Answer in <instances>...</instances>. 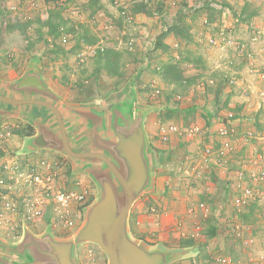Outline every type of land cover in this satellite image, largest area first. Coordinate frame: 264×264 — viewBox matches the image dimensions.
Masks as SVG:
<instances>
[{"label": "rangeland", "instance_id": "1", "mask_svg": "<svg viewBox=\"0 0 264 264\" xmlns=\"http://www.w3.org/2000/svg\"><path fill=\"white\" fill-rule=\"evenodd\" d=\"M2 1H4L5 3L8 1L6 3L7 6L11 5L9 0ZM140 1H147V10L149 11L150 8L149 14L144 13V15H141V17L147 22L141 21V19H137V17L136 19L134 17L133 21H125L120 17L122 6H126L130 9L131 7H137L138 4L141 5ZM27 2L30 8L35 9V7H39L35 0H27ZM63 2L64 3L60 2L59 0H44V4L40 5L39 7L40 13L43 12V14L46 16L44 19H42L43 21L41 23L37 22V20L34 22L30 21L29 23H25L26 26H24L23 30L13 27V31L6 35L4 45L2 47H4L5 49V47L8 48V46H11L13 47V52H15V47L13 45H27L30 49H28L27 52L23 53L24 60L26 59V61H36L38 65L41 66L42 71L54 80L58 81V77H61V81L63 82L64 80V83L67 84V86L64 85V92L66 94L62 92V94H64L67 98L70 97L68 96L69 94L67 95V92L74 89L79 90L76 87V84L79 81H84L85 79L86 80L84 83L86 85L90 83L93 88L100 90L101 95H105V91H107L106 89L108 88V85L114 86L113 81L110 82V80H112L111 78H104V80H99L100 82L103 81L99 83L97 80L92 78V76H88L91 69L95 65L93 63V57L95 58L97 52L92 56H85L83 61H80V59L78 58V54L80 53V51L83 50L88 44H91V42L93 41L95 42L93 44H96L99 40H104V46H107L108 42H114L111 41V38L116 37L115 42H118L117 37H119L121 33H125L127 37L131 36L135 39L133 50H135L136 53L139 52V55L136 54L135 51H133V56L126 54L124 55V58L126 57L137 59V62H139L138 60L140 59V51H143L144 49L148 50L150 57L147 58L151 63L152 56H154L153 51L156 50L152 49L153 42L150 43L152 40L151 38L155 36L152 35V32H154V30L156 29L155 26H157L159 22H163L161 24L162 27L164 26V22H169L168 19L158 18L155 21V19L153 18L154 13L159 12L156 0H100L99 7L98 5L89 6V0H64ZM13 4L14 6L12 5V7L16 9L12 10H17L19 8V4ZM172 4L173 6H176L177 3L173 1ZM1 8L2 4L0 3V11L2 12ZM53 9L58 10L62 15L63 27L61 28V35L66 32L72 34L71 39L67 43H61V35L57 38H53L51 35H49L48 29L44 26V22L47 20L48 14H50V11ZM3 12L7 13L8 11H6V8H3ZM130 16L132 17L135 15L130 14ZM185 16L186 14H183L182 17L176 20V22L180 21V19L185 22ZM30 19L31 18H28V20ZM39 20L41 19L39 18ZM205 21L206 19H199L197 22V27H208L209 29L206 30L209 31V35L211 36L207 35V37L205 38L204 31L201 34L199 32L197 33L196 31V35H194V37L198 39V41L192 42V39L190 38L185 45L186 47H184L186 50L185 52L180 47L178 52L180 59L182 60L185 58L184 61H192V66L194 67L195 65L202 71H205L206 69L207 71H209L210 68L214 69L215 67H217V69L222 68L223 73L225 72L226 75V77H222L228 79L229 85L234 84L236 89L239 88L237 90L235 88H230L231 91L228 92L229 99L237 96L235 99H232V101L238 102L237 100L240 97V90L243 94L245 92H247L248 95L253 94V98L255 97L256 100H258L259 104V108L254 109L256 115L247 117L248 126L245 129L241 130H238L237 128V130L234 129V133H236L237 136H235L237 138L236 141L241 142L238 143L239 147H237L235 151H240H234L233 153H231V156L226 152L222 156V158L226 160L227 157L230 156L228 161L222 167V170H225V172H223L225 178L227 175H231L233 180H229L233 183V185H235L238 180L236 175L238 171H242L246 175V172H244L245 169L249 168V170H257L264 167V96H260L261 93L264 94V75L262 76V74L264 73H262V67L264 66V41L257 33L246 38L247 34L246 36L241 35L242 37H237V35L234 33L218 32L216 27L210 28L209 22L207 23ZM240 27L242 28L244 26L240 25ZM102 31L105 32L102 33ZM80 36H84L85 38L81 39L79 46L76 47L78 38ZM208 38H214L215 43L210 44L209 42H207ZM115 42L110 44L116 46L117 44H115ZM123 42H125V40H123ZM240 43L243 44V46L237 49V44ZM229 47L232 48V50ZM124 48L125 47L121 45V50H125ZM58 49L65 50V52L59 51ZM13 52L7 51L3 52V54L0 52V60L5 59V63L7 65L8 63H10L11 66H16V63L18 64L19 60L17 62V58L13 57V54H15ZM166 54L167 58L168 56H171V53L163 51L161 53V56L164 55V57H166ZM241 57L246 60L244 65V67L246 68L245 71L243 70L244 74H242L241 78L243 80V83H240L241 87H238L239 83L236 80L237 77H233L235 73H232L234 71H231L229 68L232 66L230 64L231 61L234 62L236 60L235 62L239 64L240 61H242L240 60ZM141 61L143 63V60ZM137 62L136 66H138ZM153 64H155V62H152L151 66H154ZM189 69L190 68L187 66H183L182 68V71L185 72V82L183 83L166 82L167 80L165 81L160 78L161 76H159L154 67H152L143 72V75L140 78L141 81L139 83L135 82L134 84H132L133 93L136 97L137 102L136 105L138 104L143 106V108H146L144 109V112H148L147 117L150 118L151 121V124L148 126V140H150L149 145L153 149L155 148L160 150V147L163 145H160L161 143L158 141V137L156 138L157 126L161 122H173L182 127H187V125L197 124L198 122H195L196 119L197 121L199 119H204L206 121L205 115H203L201 112L197 113V110L199 108H193V111L191 113H188V116H184L183 107L188 106L189 108L191 105L196 106L194 103L198 102L200 105L202 104L210 108L211 106L209 104L213 100H211L210 97L211 95H214L211 86L215 83V81L213 78H211V76L207 77V75L203 73H200L199 76L193 75L192 73H189ZM242 69H244L243 66ZM125 70L126 71L124 77L126 78L127 75L132 72V68L128 67V70L126 68ZM194 76L196 77V79ZM205 77L207 78L205 79ZM69 78L75 81L78 80V82H74L71 84V86H69ZM149 80L156 81H152L155 82V84H151L156 85V87L160 90L157 96L151 95L152 92L148 85L150 83ZM209 80H212L213 83H210ZM120 82L121 81H119L118 83ZM236 82L238 83V86ZM103 84H105L104 86L107 88H105ZM126 85V81H122L120 84H116V87L114 88L115 94L117 95L119 94V92H122L123 94ZM178 97H180V101H177ZM225 109L226 110L224 116L223 114L217 115L220 118L223 117V119L220 120L218 118V121L220 122H216V125H219L221 123L226 127L231 128L236 118L227 117L226 119L228 113L233 114L234 112L229 111L230 109ZM12 124L13 120L11 119L0 120V168L5 163L8 164L15 161L20 162V160L23 162L26 159V154H22V139H20L19 136L13 133V129L17 127H14L15 125ZM218 125L215 130H213V128L209 129V133L203 135L201 134V137L197 136L195 137L194 141H190L189 143H187L188 146L192 144L196 145V148L192 149L191 151H187L184 148L183 143L178 145H175V143L173 144V147L176 148V151L172 152L174 155V162L172 165L169 164L168 167H166V170H168L167 174L170 173V178L165 177L164 187H168L166 184V182L168 181V185L173 188V191H184L185 204H187L188 207L187 211L189 210V208H193L192 212H190L191 214L188 213L190 219L187 218L186 221H183L182 225H180L181 227H178V229H176V235H174L175 237L173 238L174 243H176L174 246L180 247L178 242L181 239L193 240L194 245L183 247L185 251L180 250V255L177 256L179 258H177L171 264H221L218 259L222 257H228L229 259H231L232 264H264V262L259 258L261 252L250 255L251 253H254L253 249L257 250V246L259 243L257 242V240L260 239V237L262 238L261 240H263L261 242V251H264V182L251 184L249 180H246V183L248 185L256 189V191L258 192V197L255 201L249 202L248 205H245L242 208L237 209L233 205V199L236 196L231 197L233 195V192L229 189V187L224 188V185L222 186L221 183L220 187L223 188L220 189L222 190V192L224 193V191L226 190V197H221L219 199L222 204V209H220L218 206L216 207L217 201H215V199H212V203L210 204H208L206 200H203L206 201L203 203L209 208V211L206 215H203L202 211H200L198 207V202L201 200L200 194H202V192H204L207 187H212V185L209 183L218 181L221 182L220 179L214 180L212 178V175L208 174L209 172L207 171L206 167L209 164V161L212 158H216L217 156V152L214 149H212L213 153L209 157L208 161H206L205 163L202 162V164L200 165V160L205 145H213L214 143L218 142V139L220 138L218 129L222 125ZM204 130L202 131L204 132ZM6 132H9V134L6 135ZM247 132L252 133V135L248 138L244 137L246 136ZM208 135H212V138ZM182 137L187 138L186 136ZM182 137L177 138L180 139ZM227 139H229L230 142L234 145L235 141L232 140L231 136ZM196 141L198 143H196ZM251 146H253V149H249V147ZM195 151H197L198 153H196ZM105 153L113 162L116 163V166L120 169V171L124 172L122 166H120V164L114 159L113 155H111L112 152L107 151ZM158 153L163 156L165 155V152L162 151H159ZM249 153L252 154L250 158H248ZM191 154H193L191 158L196 160L195 163H192V166H197L196 170H193L194 167L190 168L184 165V168H182L181 165H179L180 160L184 161L188 157L187 155ZM37 155L38 154H36L35 156ZM44 158L52 160V155L46 154V157ZM31 159L33 162L37 160V158L33 157L29 158V160ZM160 161H162V164H165L168 160H162L160 158ZM241 167L245 168L241 169ZM229 172L232 173L229 174ZM221 180L227 179H224L223 177V179ZM90 188H92V192L89 203H94L99 199V186L96 184V182H94V180H91ZM233 188L231 189L233 190ZM237 191L239 195L240 190ZM230 203L232 204V206L230 205ZM83 207H77V210H74V219L76 225H74V227H72L71 229H67L65 232L51 226V224L49 223L48 220L51 218V216H53L51 206L46 209L44 219L41 222H38L36 225L27 223L26 230L36 237L42 236L47 232L51 233L54 236L71 234L73 235L71 238L63 241L74 240L73 237L76 230H78V227L82 223H84L85 209ZM148 209L149 210H147V212H150L151 214L153 212L154 215L156 214V210L151 211L150 208ZM4 213L7 215V217H10V220H3L2 222H0V242L6 246L18 245L22 240L25 232V227L22 226L23 216L21 214L11 215L6 211ZM236 217L239 221L238 223L234 222ZM212 224H214V226L216 227V233L213 237H209L207 236V228L208 225L210 226ZM132 228L134 230L136 229V231L140 232V234L142 233L143 235H135L137 233H135V231L133 232ZM155 230L156 231L150 229L149 231L148 227L143 229V227H138V225L135 224H131V229H129L127 226L128 235L132 240L138 242L137 239L141 240V238L139 237L144 238V240H141L142 243H138L145 248H148L150 245H154L160 242L159 240H161V238L164 239L163 236L160 235L161 232H158L157 229ZM179 232H183L184 234L181 235ZM14 235H18V237L20 238L16 239L13 237ZM195 249H197L196 252L194 251ZM24 254L31 260L35 259V254L31 247L26 248ZM73 260L75 261V264L108 263V258L105 253L100 250L97 244L91 242L75 243L73 248Z\"/></svg>", "mask_w": 264, "mask_h": 264}, {"label": "crops", "instance_id": "2", "mask_svg": "<svg viewBox=\"0 0 264 264\" xmlns=\"http://www.w3.org/2000/svg\"><path fill=\"white\" fill-rule=\"evenodd\" d=\"M9 1L11 3V5L9 6H7L6 4L8 1L6 3L2 0L0 1V3L2 4V8H1L2 12L0 11V19H1L0 20L1 23L0 52L2 54L3 52H7V51L13 52V47L11 46H8V48L5 47V49L4 47H2L4 45L6 35H8L10 32L13 31V27H16L17 29L20 28L23 30L24 26H26L25 23H29L30 21L34 22L36 20L37 22L41 23L43 21L42 19L46 17L43 14V12L40 13V9H39L40 5L44 4V0H35L39 5V7H35V9L29 7L27 0H9ZM59 1L64 3L63 2L64 0H59ZM149 1H153V0H149ZM156 1H157V7L160 10L159 11L160 14L156 13L157 15H154L153 18L155 19V21L158 18L168 19L169 22H164L163 27L161 26L163 22H159V24L155 26L156 29L154 30V32H152V35L155 36L151 38L153 39V41H151L153 42L152 49H154L155 42L157 39L156 37L159 34H161V32H165L162 31L164 27L168 28V26L174 24L178 18L182 17L183 14H186L185 16L186 31L187 34L189 35V39L190 38L192 39V42L198 41V39L194 37V35H196V31L197 33L199 32L200 34L203 33L204 31L205 38L207 37V35H209V31H207L209 29L208 27H203V26L201 28L197 27V22L199 19L201 20L206 19L205 22L207 23L209 21L210 28L216 27L218 32L234 33L237 35V37L238 36L242 37L241 35L246 36L247 34L246 38L250 37L251 35L253 36L255 33H257L264 41V0H156ZM173 1L177 3L176 6H173L172 4ZM13 3L19 4L18 6L19 8L17 10H12V9H16V8H12V5L14 6ZM3 8H6V11L8 12L4 13ZM134 15L135 16H132L131 21L134 20V17L135 19L137 17V19H141V21H146L141 17V15H144L143 12H137ZM28 18L31 19L28 20ZM39 18L41 20H39ZM240 25H243L244 27L241 28ZM104 32L105 31H102V33ZM124 36H126V34ZM209 39L210 38H208L207 40ZM188 40L184 41L181 38L175 37L173 33H169L164 37L161 47L158 46L157 49L153 51L154 56H152L151 63L149 62L148 65L146 66H144V64L141 61L144 60L142 56V51H140V59L138 57L139 62H137V59L125 57L124 58L125 66L123 67V69L125 70L126 68L128 70V67L132 68V72L129 73V75H127L126 77L127 79L125 78V80H118L117 77H112L111 75H108L103 68L101 69V72L99 74H96L95 73L96 65H94L88 76L89 75L92 76V78L97 80L99 83L103 82V81L100 82L99 80H104V78L105 79L111 78L112 80H110V82L113 81L114 86L108 85L107 88L104 86L105 84H103V86L107 88L106 89L107 91H105V95L104 94L101 95L100 90H97L96 88L92 87L90 94H87L89 97L88 96L86 97L84 93L80 92V90L74 89L67 92V95L69 94L68 96H70L69 98H67L64 94H62V92H64V85L67 86V84L64 83V80L63 82L61 81V77H58V81L54 80L42 71L41 66H39L36 61L33 60L26 61V59L24 60L23 53L27 52L28 49H30L27 45L24 44L13 45L15 47L14 49L15 52H13L15 54H13V57L17 58L16 60L17 62L19 60V62L18 64L16 63V66L13 67V65L11 66L10 63H8L7 65L5 63V59L0 60V94L12 99H40L54 104L61 112L68 141L71 149L74 152L98 151L106 154L105 152L108 151L107 149L112 144L117 142V131L119 130V125H123L127 121H129L135 109H141V110L146 109L143 108V106L141 105L138 104L136 105L137 102H136V97L133 93L132 84H134L135 82L139 83L141 81L140 78L142 77L143 72L148 70V68L154 67V69L157 71V74L161 76L160 78H162L165 81L167 80L166 82L168 83H174V82H170L168 77L165 75L164 72H162V70L168 67L170 64L175 65L177 69L179 68L182 79L178 82L181 83L185 82L184 80L185 72L182 71L183 66L189 67L190 68L189 73H192L193 75L196 76H199L200 73H203L207 75V77L212 76L213 79H217V80L219 79V77L222 76L226 77L225 72L223 73L222 71V68L217 69V67H215L214 69L210 68L209 71H207V69L205 71H202L198 69L195 65L193 67L192 61H188V60L184 61L185 58L181 60L178 54L179 49L181 47V49H183V51L185 52L186 50L184 47H186L185 45ZM111 41L115 42L116 37L111 38ZM114 42H108L107 48L116 49L117 51L121 50V44H118V42H115V44H117L116 46L110 44ZM93 43L95 42L93 41L91 44ZM230 49L232 50V48ZM160 50H162L163 52L171 53V56H168V58H167V54L166 57H164V55L161 56L162 51ZM143 53H145L148 58L150 57L148 50L144 51L143 49ZM240 60L242 61H240L239 64L235 62L236 60L234 62L231 61L230 64L232 66L229 68L231 71H234L232 73H235L233 77L235 78L237 77L236 80L239 83V86L237 82L236 84L238 87H241L240 83H243V80L241 78L246 68L244 67L246 60L243 59L242 57L240 58ZM136 62L138 63V66H136ZM152 62H155V64L158 65L153 64L154 66H151ZM93 63H94V57H93ZM242 66L244 69H242ZM124 76L125 73H123V77ZM207 77H205V79ZM69 81H70L69 86H71V84L74 82L76 83L78 82V80L76 81L71 80V78H69ZM119 81L121 82L126 81L127 85L123 94L122 92H119V94L116 95L114 88L116 87V84L121 83V82L118 83ZM149 81H150V83L148 84L149 86L151 83L155 84L156 82L155 80H152L155 82H152L151 80ZM42 85L43 87L46 88V90L45 88L42 87ZM233 88L236 89L235 86ZM229 91H231L230 87L225 88L221 93V96L217 98H215V93H213L214 95H211L210 97L211 100L213 99L209 104L211 106L210 108L202 104L200 105L198 102L194 103L196 106L191 105L189 108L188 106H184V107L182 106L184 116H188V113H191L193 111V108L194 109L199 108L197 110V113L201 112L203 115H205L206 121L209 122H206L204 119H199L198 121L197 119L195 120V122L196 123L198 122L199 125L200 124L203 125V126L200 125L202 127V130H204L205 128L204 132L202 131L201 133L202 135L209 133L210 131L209 129L212 128L213 130L216 129L218 125V124L216 125V122H220L218 121V118L220 120L223 119V117L220 118L217 115L223 114L224 116L226 110L225 108L230 109L229 111L234 112L231 117L236 118V120L231 128L234 129L237 128L238 130L245 129L248 126L247 117L256 115L254 109L259 108V104H258V100H256L255 97H254L255 99L253 98V94L248 95L247 92L243 94L239 90L240 97L237 100L238 102H234L232 101V99H235L237 96H234L231 99H229V93H228ZM227 97L229 100L225 101ZM122 102H124L123 104L125 106H120ZM147 114L148 112L145 111L142 125H143V131L147 144L146 153L149 158L150 180L148 185L145 187V189L134 200L128 214L127 226L129 229H131V224H135L138 225V227L140 226L143 227V229L148 227L149 231L150 229L153 231H156L155 229H157L158 232H161L160 235H162L164 239L161 238V240H159L160 242L154 245H150L148 249L150 248L153 249L157 248L161 250L165 249L164 251L169 252L171 254V260L168 263L171 264L177 258H179L177 256L180 255L179 254L180 250H184L183 247L174 246L176 244L174 243L173 240V238L175 237L174 235H176L175 231L176 229H178V227H181L180 225H182L183 221H186L187 218L190 219L189 214H191L190 212H192L193 208L191 209L189 208V210L187 211L188 207L187 204H185L184 191H173L172 190L173 188L168 185L169 183L168 181L166 182L168 187L167 188L164 187L165 177L170 178V173L168 172L169 174H167L168 170H166L167 169L166 167H168L169 164L172 165L174 162V155L172 153L176 151V148L173 147L174 143L175 145L183 143L184 148L187 151H191L192 149L196 148V145L192 144L188 146L187 143H189L190 141H194L195 137L197 136L201 137L202 135L199 134L193 138L182 137L180 139L173 137L169 143L163 145L161 143L160 145H162L163 147L161 146L160 150L155 148L153 149L149 145L150 140H148V126L151 124L150 123L151 121L150 118L147 117ZM1 119L13 120V124L15 125L14 127L29 125L33 129V133L30 136L20 137V139H22L21 142V146H22L21 149L23 150L22 154H26L33 158L46 157V154L52 155V160L62 161L64 165L62 173L67 180L71 181L75 177L84 176L83 178L85 179V182L90 187L91 180H94V182H96L94 177L92 176V172L98 171L101 172L100 174L103 173L102 172L103 166L96 159L70 158L66 156L62 151H60L58 147H56L59 138V133H58L57 125L54 121V117L48 109L30 103L9 104L0 101V120ZM220 125L222 124L220 123L218 126ZM208 136L212 138V135H208ZM235 136L236 133L233 136H231L232 140L235 142L234 145L232 144L233 148L229 152H227L228 155L230 154V156L231 153H233L235 149L239 147L238 143H241L236 141L237 136L236 137ZM38 137L39 139L36 140V138ZM222 140L223 139L220 137L218 139V142L214 143L213 145H210L212 149L217 150ZM37 141L38 143H36ZM196 143L198 142L196 141ZM166 149L168 150V152H170L168 153V155H170L171 157L168 163L166 161L165 164L164 163L162 164V161H160L162 155L159 154L158 152L165 151ZM249 149H253V146L249 147ZM238 151L240 150H236L235 152ZM195 152L198 153L197 151ZM36 154H38L39 156L38 155L35 156ZM251 155L252 154L249 153L248 158H250ZM187 156L188 157L184 161L179 159L180 160L179 165H181L182 168H184V165H186V167L196 168V166H192V163L196 162L195 159L191 158L193 154ZM229 157H227L226 160L223 158H219V156H216V158H212L209 161V164L206 166L207 171L209 172L208 174H211L214 180L220 179L221 182L218 181V182L209 183L212 185V187L210 188L207 187L204 190V192L201 191L202 194H200V198H201L200 201L202 202L207 201L208 204H210L212 203V199H215V201H217L216 207L218 206L220 209H222V204L219 199L221 197H226L225 195L226 190L223 193L220 188L229 187V189L233 192V195L231 197L238 196V191H237L238 189L229 180V179L233 180L231 175L229 176L227 175L226 178L223 175V172H225V170H222V167L228 161ZM243 168L245 167H241V169ZM67 170L69 171L68 173L66 172ZM244 172H246V175L244 177L245 179L243 180V184L247 185L246 180L248 181L247 175L250 172L249 168L245 169ZM231 173L232 172H229V174ZM223 177L224 179L227 180H221L223 179ZM220 183L222 186L223 185L224 186L220 187ZM231 188H233V190ZM90 191L92 192V188H90ZM200 201L198 203H200ZM94 203L90 202L87 205H85V207L77 206L78 208L83 207L85 209L84 210L85 218H84V223H82L78 227V230H76L73 238H75L77 231H79L84 226L86 222L87 211ZM230 205L232 206L231 203ZM77 207L73 208V214H72L73 217H75L74 210L75 209L77 210ZM148 208H150L151 211L156 210V214L154 215L153 212L152 214L150 212H147V210H149ZM234 222L235 223L239 222L237 217L234 220ZM74 225H76V223ZM134 231L135 233H137L135 235L142 234L136 231V229L135 230L133 229V232ZM180 234L182 235L184 233L181 232ZM51 236L56 241L68 242L63 240L71 238L73 235L70 234V235L54 236L51 234ZM139 238H141V240H144L143 237H139ZM261 239L262 238L260 237V239L257 240V242H259L257 246V250L253 249L254 253H251L250 255H254L257 252L258 253L262 252L261 242L263 240ZM141 240L137 239L138 242L142 243ZM2 245L3 244H1L0 242V253L8 254L9 252L6 249L8 246L4 247V245L3 246ZM196 250L197 249H195L194 251L196 252ZM25 251L26 248L19 250L18 259H20L22 253L23 256H25L24 254ZM0 257L2 258L1 255ZM14 257H12V260ZM20 262L22 263L21 260ZM73 262L75 263L74 260Z\"/></svg>", "mask_w": 264, "mask_h": 264}, {"label": "water", "instance_id": "3", "mask_svg": "<svg viewBox=\"0 0 264 264\" xmlns=\"http://www.w3.org/2000/svg\"><path fill=\"white\" fill-rule=\"evenodd\" d=\"M0 101L9 104L30 103L48 109L54 117L59 133L56 147L70 158L96 159L103 166L104 173L92 172L100 189L99 199L88 209L86 222L73 241H56L49 232L36 237L25 230L19 244L8 246L6 249L8 252H19L20 249L31 247L35 259L13 263L12 257L15 254L0 253L2 256L0 264H75L72 251L74 244L80 242L96 243L107 256V264H168L170 262L169 252L157 248H145L132 240L127 231L130 208L150 180L147 144L142 125L144 110L135 109L130 120L119 125L117 142L107 149L124 169V172H121L116 163L102 152H74L71 149L61 112L54 104L40 99H12L1 94ZM123 103L120 106H125ZM38 139L39 137L36 138Z\"/></svg>", "mask_w": 264, "mask_h": 264}, {"label": "built area", "instance_id": "4", "mask_svg": "<svg viewBox=\"0 0 264 264\" xmlns=\"http://www.w3.org/2000/svg\"><path fill=\"white\" fill-rule=\"evenodd\" d=\"M213 4V3H212ZM13 8V7H12ZM154 15H157L154 13ZM120 17L125 21H130L132 17L127 14L126 10L120 11ZM164 27L162 31H166ZM125 33H121L118 37V44L132 50L134 48L135 39L131 36L127 37L123 42ZM72 37L69 32L61 35V43H67ZM102 39V38H101ZM107 40V39H106ZM153 41V39L151 40ZM210 44H214V38L208 40ZM107 43V42H106ZM152 43V42H151ZM240 46V47H239ZM243 44H237V49L241 48ZM107 46H104V40H99L96 44H88L78 54L80 61L84 60L85 56H92L97 51H103ZM145 51V50H144ZM144 66L148 65L149 61L147 55L143 53ZM264 66L262 67V73ZM264 73L262 74V76ZM232 81V80H231ZM213 83L212 80H209ZM151 95L157 96L159 89L150 84ZM264 96L263 93L260 94ZM180 97H178L179 99ZM264 109V106H263ZM233 114L228 113L226 116L230 118ZM264 122V111H263ZM202 127L198 124L187 125L182 127L173 122H161L157 126L156 138L162 144H167L173 137L186 136L187 138L195 137L201 134ZM9 132H6L8 135ZM219 136L223 139L217 150V156H222L233 148L229 139L233 136L234 128H228L224 124L218 129ZM252 135L251 132L246 133V138ZM213 150L211 146H205L201 156L200 165L208 161L212 155ZM30 156L26 155L25 161H15L5 163L0 168V222L3 220L9 221L10 217L4 213L5 211L11 215L21 214L23 217L22 226L24 230L27 228V223L36 225L44 219L46 209L51 206L53 216L48 220L51 226L63 230L74 227L75 219L73 217V208L77 206H85L90 201L91 191L89 185L85 182L83 177H75L71 181L67 180L62 175L63 163L62 161L50 160L48 158L40 157L36 161L29 160ZM197 168V166H196ZM193 168V169H196ZM187 173V171H186ZM237 182L235 187L240 190L239 195L233 199V205L239 209L253 202L258 197V192L250 185H244L245 174L242 171L237 172ZM247 179L249 182L258 184L264 182V167L257 170H250ZM200 211L206 215L209 208L203 203H198ZM19 239L18 235L13 236ZM18 237V238H17ZM260 260L264 262V251L259 255ZM221 264H232L228 257L219 258Z\"/></svg>", "mask_w": 264, "mask_h": 264}, {"label": "trees", "instance_id": "5", "mask_svg": "<svg viewBox=\"0 0 264 264\" xmlns=\"http://www.w3.org/2000/svg\"><path fill=\"white\" fill-rule=\"evenodd\" d=\"M100 0H89V6H95L98 5L100 6ZM141 5L138 4L137 7H131L130 9L127 8L126 6H122V10H126L127 14H136L137 12H143L149 14V11L147 10V1H140ZM208 3V2H207ZM209 4V3H208ZM97 10V9H96ZM95 10V11H96ZM121 10V11H122ZM160 11V10H159ZM159 13V12H158ZM62 20V23H61ZM211 20V19H210ZM208 21V20H207ZM209 22V21H208ZM63 19L61 13H59L58 10H51L50 14H48L47 20L44 22V26L48 29L49 35H51L53 38H57L58 36L61 35V28L63 27ZM169 33H173L175 37L181 38L184 41L189 39V35L187 34L186 31V24L185 22L180 19V21L175 22L174 24L168 26L165 32H161L156 38L155 46L154 49H157V47H161L162 41L166 35ZM85 38L84 36H80L78 38V42L76 44V47L79 46L81 39ZM127 35L123 37L124 40H126ZM91 42V40H90ZM92 43V42H91ZM75 47V48H76ZM57 49V48H56ZM125 50H115L111 48H106L105 50L97 51L96 56L94 58V64L96 65L95 68V73L99 74L101 72V69L103 68L104 71L108 74L111 75L112 77H117L118 80H124L123 78V73H125L126 70L123 69L125 66L124 62V55H131L133 56L134 50H129L128 48H124ZM59 51L65 52V50L58 49ZM133 53H132V52ZM136 53V51H135ZM138 54V53H136ZM98 65V66H97ZM162 72L165 73V75L168 77L170 82H178L180 81L181 78V72L179 68L177 69L175 65H169L168 67L164 68ZM212 78V76H211ZM208 81V80H207ZM215 83L211 86V89L213 93H215V98L221 96V93L223 90L227 87H234V84L229 85L228 79L219 77V79H214ZM76 87L80 90V92L84 93V95L87 97V94H90L92 85L88 83L87 85L84 83V81H79L76 84ZM84 96V98H85ZM180 96V95H178ZM89 97V96H88ZM181 99H177V101H180ZM228 97L225 99V101H228ZM225 121V120H223ZM13 133L19 137H26L30 136L33 133V129L29 125H23L19 126L17 128L13 129ZM165 152V155L161 156L162 160H168L167 163L170 160V155H168V150L167 151H162ZM67 173L69 172L68 170L66 171ZM253 207V206H251ZM208 231H207V236L213 237L216 233V227L214 225H208ZM180 247H189L191 245H194L193 240H180L179 242Z\"/></svg>", "mask_w": 264, "mask_h": 264}, {"label": "flooded vegetation", "instance_id": "6", "mask_svg": "<svg viewBox=\"0 0 264 264\" xmlns=\"http://www.w3.org/2000/svg\"><path fill=\"white\" fill-rule=\"evenodd\" d=\"M18 251V250H17ZM6 252V251H5ZM9 254L10 255H12V254H15V257L13 258V263H21L20 262V260L22 261V262H29L30 261V258H27L26 256H23V253L21 254V256H20V259H18V255H19V252H9ZM29 257V256H28Z\"/></svg>", "mask_w": 264, "mask_h": 264}]
</instances>
